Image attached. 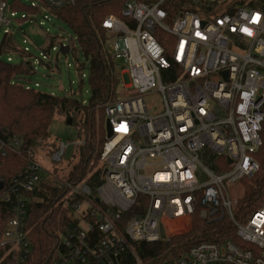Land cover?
Masks as SVG:
<instances>
[{
    "label": "built area",
    "instance_id": "1",
    "mask_svg": "<svg viewBox=\"0 0 264 264\" xmlns=\"http://www.w3.org/2000/svg\"><path fill=\"white\" fill-rule=\"evenodd\" d=\"M79 1L0 0V30L8 37L13 21L31 22L11 9L17 2L60 10ZM166 1L127 0L121 17L102 23L121 91L104 106L112 135L106 132L100 155L102 182L95 192L87 180L68 184L63 203L72 222L59 235L64 252L56 264H125L127 255L145 264L134 244L188 234L195 213L208 223L230 220L239 243L202 242L163 264H264V197L238 222L232 195L259 172L264 146V0H197L199 12L173 17L163 8ZM151 96L157 105L147 103ZM11 150L0 139V165ZM64 151L62 145L53 161H62ZM204 152L225 158L228 169L211 170ZM44 172L28 153L15 177L0 179V215L9 216L0 232V264L29 258L27 195ZM132 210L140 216L125 220Z\"/></svg>",
    "mask_w": 264,
    "mask_h": 264
},
{
    "label": "trees",
    "instance_id": "2",
    "mask_svg": "<svg viewBox=\"0 0 264 264\" xmlns=\"http://www.w3.org/2000/svg\"><path fill=\"white\" fill-rule=\"evenodd\" d=\"M126 1L80 0L73 7L46 9L70 28L90 62L91 98L86 104L74 97H57L32 88L28 78L35 74L36 69L29 60L12 64L0 59V139L14 148L1 162L0 179L6 183L15 177L26 166L28 153L35 159L38 151L49 150L51 155L55 146L49 143L50 128L57 117L71 122L78 129L81 138L79 161L72 171L66 177H58L52 171L45 170L36 190L27 195L30 201L26 229L31 253L24 264H56L58 254L64 252L59 235L72 222L71 210L63 203L69 192L68 184L76 185L87 180L89 187L95 192L102 182L104 170L100 164V155L106 137L104 106L115 100L120 85V79L116 75L117 65L107 48L109 36L102 23L111 15L121 17ZM142 1L152 3L156 0ZM196 2L197 0H170L163 4V8L173 17L180 11L199 12L195 7ZM11 9L31 17L43 10L42 7L32 8L18 2ZM53 43L52 40L50 47ZM5 52H20L29 57V54H24L23 50L15 46L12 34L7 37L2 55ZM257 158L260 162L259 172L239 184L242 196L235 207L238 222H245L263 203L264 146ZM202 159L216 173L228 169L225 158H217L204 152ZM139 216L138 211L132 210L125 220L130 221ZM8 217L5 211L0 215V232ZM226 240L239 243L236 228L230 220L221 219L208 223L195 213L193 228L188 234L170 241L134 244V247L139 259L145 264H163L182 256L195 244L221 243ZM125 264H134L132 257L127 255Z\"/></svg>",
    "mask_w": 264,
    "mask_h": 264
},
{
    "label": "rangeland",
    "instance_id": "3",
    "mask_svg": "<svg viewBox=\"0 0 264 264\" xmlns=\"http://www.w3.org/2000/svg\"><path fill=\"white\" fill-rule=\"evenodd\" d=\"M13 1L9 0L10 4ZM4 29L0 30L1 38L4 35ZM11 32L15 46L19 50L28 48L29 54H32L34 58L25 57L20 52H5L0 59L4 61L10 59L12 64L29 60L36 69L35 74L28 78L32 88L57 97H74L85 104L89 102L91 98L90 62L80 49L73 32L55 14L43 9L41 13L32 17L31 22L30 20L21 23L13 21ZM25 40L26 43H24ZM52 40L54 45L50 47ZM110 44L111 42L108 41L107 48ZM60 45L70 46V53L62 54L59 50ZM54 47L57 49L53 50ZM35 58L43 60L45 64L39 66ZM118 64L121 65V61H118ZM116 75L121 80L120 68H117ZM120 91L119 85L118 92ZM146 100L149 105L155 106L159 103L155 96L148 97ZM49 143L55 146L51 155L48 153L49 150H46L38 151L35 156L44 170L52 171L54 176L66 177L79 161L78 152L81 143L79 131L63 118L57 117L50 128ZM62 145L65 146L63 160L55 162L52 155L56 152L55 150H61ZM232 195L235 200L241 198L240 185L238 189L232 190Z\"/></svg>",
    "mask_w": 264,
    "mask_h": 264
},
{
    "label": "water",
    "instance_id": "4",
    "mask_svg": "<svg viewBox=\"0 0 264 264\" xmlns=\"http://www.w3.org/2000/svg\"><path fill=\"white\" fill-rule=\"evenodd\" d=\"M6 40H7V35H4L2 40L0 41V56L2 55V50L4 48ZM60 52L62 54H68V53H70V47L69 46L60 45ZM29 57L30 58H34V56L32 54H30ZM35 59L39 61V63H38L39 66L44 65L43 60H40V59H37V58H35ZM68 123L71 124V122H68ZM106 132H107V136L108 137H110L112 135L111 128H110V125H109L108 121L106 122ZM204 179H205V177H204ZM2 187H3V183L0 182V190L2 189ZM161 237H162V239H165V234H164L163 230L161 231Z\"/></svg>",
    "mask_w": 264,
    "mask_h": 264
}]
</instances>
